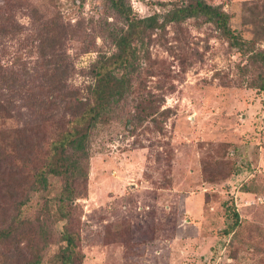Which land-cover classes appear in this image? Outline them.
Returning <instances> with one entry per match:
<instances>
[{
	"label": "rangeland",
	"instance_id": "374dc122",
	"mask_svg": "<svg viewBox=\"0 0 264 264\" xmlns=\"http://www.w3.org/2000/svg\"><path fill=\"white\" fill-rule=\"evenodd\" d=\"M162 1L175 0H130L139 17L165 12L169 6L158 4ZM208 1L225 4L233 26L245 37L264 23L261 0ZM20 3L16 17L22 32L15 40L4 39L2 63L13 59L20 39L29 48L36 46L30 5L46 18L60 16L71 31L84 21L76 29L78 38L68 40L67 52L76 70L69 83L85 91L93 79L83 70L113 51L104 39L102 19L114 22V14H106L103 0ZM183 40L190 49L181 54ZM149 43L140 52L133 88L113 103L111 120L99 123L92 134L88 193L76 201L80 209L69 222L81 233L86 256L81 264H264V91L241 86L240 58L210 24L199 28L193 19L182 26L170 23L161 37L160 31L153 33ZM28 47L20 54L36 58ZM182 60L194 63L185 68ZM152 100L154 112L147 116L144 107ZM17 124L0 118V129ZM235 146L243 149L253 170L242 167L235 173L234 159L244 161L232 154ZM214 167L223 178L211 184L206 176ZM11 183L18 192L25 189L20 178ZM41 196L32 195L25 217L62 230L65 221L41 212ZM228 199L235 201L242 221L235 236L221 237L218 231L231 221L222 217ZM4 202L0 196V205ZM44 245L39 243L44 264H60L61 243L54 239ZM20 247L13 251L20 253Z\"/></svg>",
	"mask_w": 264,
	"mask_h": 264
},
{
	"label": "trees",
	"instance_id": "16d2710c",
	"mask_svg": "<svg viewBox=\"0 0 264 264\" xmlns=\"http://www.w3.org/2000/svg\"><path fill=\"white\" fill-rule=\"evenodd\" d=\"M4 1L0 8V118H13L18 124L0 129V196L5 200L0 205V264H44L45 250L39 248V243L43 242L45 248L54 239L61 243L57 254L60 264L83 263L86 256L81 249V233L69 222L80 209L76 201L88 193L92 134L99 123L107 124L111 120L113 103L123 100L133 88V75L140 68V52L152 40L153 33L160 31L161 37L170 23L182 26L189 19L199 28L212 25L228 49L240 58L236 70L241 86L264 91V48L261 46L264 23L255 35L245 37L233 26L234 16L223 3L162 1L158 4L169 6L165 12L154 11L150 16L139 17L130 0H103L106 14L116 17L114 22L102 19L104 39L113 51L100 55L89 70H83L93 79L83 91L69 83L76 70L67 52V42L78 38L76 29L84 21L71 31V26L60 16L46 18L39 8L30 5L29 13L36 27L32 43L36 46L29 48L19 38L15 56L4 64L2 54L7 42L4 39L11 36L10 40H15L23 28L16 17L22 0H8V4ZM81 2L84 4L85 0ZM259 4L264 13V0ZM27 47L29 54H37L36 58H23L20 53ZM179 49L181 54L187 53L190 44L183 40ZM183 59L188 60V55ZM182 62L185 68L194 63ZM154 103L152 100L144 107L147 116H152ZM233 150L232 154L244 159L242 163L237 162L238 158L232 162L235 173L242 167L253 170L243 149L235 146ZM215 167L206 176L211 184L223 178ZM13 177L25 182L22 193L11 183ZM243 188L250 191L247 183ZM36 193L43 194L41 212L65 221L62 230L25 217ZM223 205L222 217H230L231 221L218 233L221 237L235 236L241 226L240 213L233 199ZM18 246L22 249L20 253L13 251Z\"/></svg>",
	"mask_w": 264,
	"mask_h": 264
}]
</instances>
